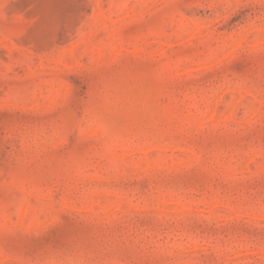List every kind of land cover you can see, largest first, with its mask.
Here are the masks:
<instances>
[{"label":"rangeland","instance_id":"obj_1","mask_svg":"<svg viewBox=\"0 0 264 264\" xmlns=\"http://www.w3.org/2000/svg\"><path fill=\"white\" fill-rule=\"evenodd\" d=\"M0 264H264V0H0Z\"/></svg>","mask_w":264,"mask_h":264}]
</instances>
